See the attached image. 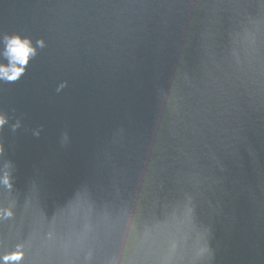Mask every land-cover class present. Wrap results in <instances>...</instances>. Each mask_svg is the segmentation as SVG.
<instances>
[{"label": "water", "instance_id": "water-1", "mask_svg": "<svg viewBox=\"0 0 264 264\" xmlns=\"http://www.w3.org/2000/svg\"><path fill=\"white\" fill-rule=\"evenodd\" d=\"M0 120V264H264V0H0Z\"/></svg>", "mask_w": 264, "mask_h": 264}, {"label": "clouds", "instance_id": "clouds-1", "mask_svg": "<svg viewBox=\"0 0 264 264\" xmlns=\"http://www.w3.org/2000/svg\"><path fill=\"white\" fill-rule=\"evenodd\" d=\"M8 49L12 61L18 62L20 65H25L28 61L29 55L34 53V49L29 46V42L27 40L22 41L18 36L11 38L8 44ZM23 71V67H17L16 63H13L10 70H3V74L9 81H14ZM0 123H3V121L0 120Z\"/></svg>", "mask_w": 264, "mask_h": 264}, {"label": "snow or ice", "instance_id": "snow-or-ice-1", "mask_svg": "<svg viewBox=\"0 0 264 264\" xmlns=\"http://www.w3.org/2000/svg\"><path fill=\"white\" fill-rule=\"evenodd\" d=\"M14 258V257H13Z\"/></svg>", "mask_w": 264, "mask_h": 264}]
</instances>
